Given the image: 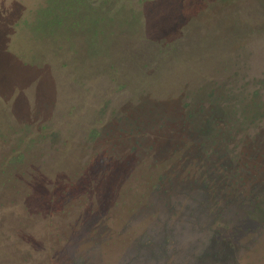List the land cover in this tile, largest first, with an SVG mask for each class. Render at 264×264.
<instances>
[{
    "label": "rangeland",
    "instance_id": "374dc122",
    "mask_svg": "<svg viewBox=\"0 0 264 264\" xmlns=\"http://www.w3.org/2000/svg\"><path fill=\"white\" fill-rule=\"evenodd\" d=\"M146 2L164 7L145 19L152 57L165 52L168 36L179 57L145 89L138 90V74L117 84L93 75L73 82L0 52V111L10 107L19 127L1 132L9 140L1 155L24 152L10 158L0 194L8 201L26 195L19 191L27 169L35 177L71 169L57 187L43 179L31 188L39 189V236L45 227L55 239L45 255L46 242L37 241L38 264H242L245 253H264V0H187V27L177 24L169 0L120 4ZM167 29L171 35H157ZM60 31L17 27L0 31V44L44 58ZM72 39L78 44L80 36ZM101 63L107 59L78 57L74 66L91 74ZM62 212L59 233L53 218ZM8 236L0 264H34L30 240Z\"/></svg>",
    "mask_w": 264,
    "mask_h": 264
},
{
    "label": "trees",
    "instance_id": "16d2710c",
    "mask_svg": "<svg viewBox=\"0 0 264 264\" xmlns=\"http://www.w3.org/2000/svg\"><path fill=\"white\" fill-rule=\"evenodd\" d=\"M120 1L121 0H0V31L8 32L17 27H34V29L45 28V30H49L51 33H53L52 31L55 29H61L60 33L62 34L60 41L54 40L59 44L44 58H25L22 54L16 53L7 45L1 44L0 52L7 57V62L16 58L23 63V66L36 69L46 66L47 68L53 69L51 71L55 73L65 74L69 80L73 82L77 79L89 80L92 77L91 75H93L94 77H108L117 84V82H122L121 80L125 77L127 81L131 80L132 82L136 74H138L139 80L137 82H140L138 90L141 88L145 89L144 87L147 86L148 78L153 76L152 80H149L151 83L157 80L162 66L164 64H173L179 57V52L173 55L172 52H174V49H169L168 45L175 41L168 36L166 40L162 39L167 45V49H164L165 52L163 53L162 50H160L157 57H152L155 49L151 46L150 36L144 31L145 19L150 13L162 11L164 7L152 8V6L146 2V7L142 5L141 9H135L133 6L120 4ZM140 3L141 0H138V4ZM186 3L187 0H169L170 7L168 10L170 9L169 11H175L179 14L177 24L180 27H187L185 25L186 19L183 13ZM174 29L177 30V28H173V30ZM173 30L167 29V32L157 35H171ZM73 35L80 36L78 44L74 43L72 39ZM104 41L106 42L105 44H103ZM162 53L163 56H160ZM78 57H82V59L89 57L91 60L92 58L98 60L107 59V63H101L100 66L98 65L99 67H97L94 73L86 74L83 69H78L77 66H74ZM149 60L152 62L144 64L142 66L143 71L140 72V65ZM140 76H142V78H140ZM241 100L242 98L237 105L239 108L243 105ZM256 104L254 103V106ZM245 113H247L246 110ZM9 114L15 119V115L10 107L0 111L2 122L5 124V126H1L0 133L5 129L6 131L8 130L7 132L5 131L7 134H11V132L15 133L19 130V127L17 128L16 125L11 124L12 121L9 119ZM13 122L16 123V120ZM21 125H19L20 129L21 127L26 129L25 126H28L27 124ZM24 129L21 130L24 132ZM3 133L0 134L2 135L0 158L2 157L4 159V162L0 163V179L6 175L5 170L8 168L13 158H24V152L21 151L20 146L7 151V155L5 156L1 155L9 141L7 139V134ZM22 136L25 137V135H21V137ZM24 139L25 138H21V140ZM57 156L59 159L62 158V163H64V165L68 163V155L64 152ZM63 169V172L57 176L53 172L55 170L53 167L52 172L46 171L41 177H35L33 172L27 169L21 174V178H23L22 180L25 181L26 185L19 191L25 190L23 192H26V195L20 193L12 199V201H8V198L5 197L3 193L0 194V199L3 200L0 204L2 212L10 213L9 216H4L5 213L3 216L0 214V231H7L6 236L3 237L2 240L9 235L8 237L16 239L15 242H17V240L23 242L22 238L27 237L30 240L28 242H30L32 246L30 247L31 252L28 259L31 261L33 260L32 262L34 264L41 263L40 261H42L37 257L38 252L41 253L37 241L39 239L41 240L42 235L39 236L41 233L38 231V219L36 216L38 207L33 197L38 193L39 189L36 188L32 190L31 188L43 179L46 181L51 179L55 182V186L63 182L61 180H63L65 173L71 170L69 167ZM45 175L47 179L44 178ZM3 184L5 183L3 182ZM1 188H3L2 183L0 189ZM13 216L18 217L16 220L17 222H8L12 220ZM53 219H56L54 223L57 222L55 224L57 226L55 230L58 229V232L61 231L62 219H64L63 212L62 217L56 215ZM34 227H37L35 232L32 231ZM49 230V228L45 229V227L42 230L44 232L42 238L47 244V250L45 249V251L41 253L43 255H45L46 252L48 253L49 250L54 249V246L50 244L51 239L52 241L55 239L49 237L47 234ZM36 232L37 238L33 241L31 236ZM15 242L12 243V247H15Z\"/></svg>",
    "mask_w": 264,
    "mask_h": 264
},
{
    "label": "flooded vegetation",
    "instance_id": "af4514ba",
    "mask_svg": "<svg viewBox=\"0 0 264 264\" xmlns=\"http://www.w3.org/2000/svg\"><path fill=\"white\" fill-rule=\"evenodd\" d=\"M225 109H228V107H225ZM262 235L264 236V234ZM262 241L264 242V239H262ZM256 253L257 252L245 253V255L240 256L241 258L238 261H240L242 264H264V253L260 252L258 255ZM247 254L249 256H247Z\"/></svg>",
    "mask_w": 264,
    "mask_h": 264
}]
</instances>
